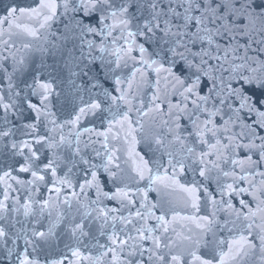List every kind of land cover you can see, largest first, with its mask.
Wrapping results in <instances>:
<instances>
[{"label": "water", "instance_id": "obj_1", "mask_svg": "<svg viewBox=\"0 0 264 264\" xmlns=\"http://www.w3.org/2000/svg\"><path fill=\"white\" fill-rule=\"evenodd\" d=\"M81 2L70 0L65 12L64 0H55L56 14L43 28L42 16L19 11L0 23V132L9 133L0 135V229L6 233L0 264H21L25 257L37 264H162L160 255L167 264L172 255L180 256L178 264H200L190 253L212 264H264L258 236L264 234V212L258 211L264 209V43L256 42L264 39V19L254 25L239 19V28L256 29L251 39L237 32L234 38L213 35L211 42L183 37L178 45L180 38L159 30L138 34L151 19L152 0H124L131 5L126 30L110 17L98 23L102 14H85ZM157 2L183 12L176 7L180 0ZM250 2L255 12L264 11V0ZM13 7L38 8L39 0H0V21ZM199 30L193 24L187 31ZM214 77L249 102L242 106L230 97L221 105L213 95L203 104L199 97L209 96ZM43 84L52 88L44 104ZM105 90L123 99L106 100ZM94 100L104 101L103 111L70 123ZM110 105L129 117L111 130ZM24 142L30 149L21 154ZM32 152L38 158L28 160ZM178 160L183 171L172 166ZM144 161L151 171L141 178ZM25 166L29 171H21ZM193 187L194 193L185 191ZM201 217L213 221L210 231L197 227L207 225Z\"/></svg>", "mask_w": 264, "mask_h": 264}, {"label": "snow or ice", "instance_id": "obj_2", "mask_svg": "<svg viewBox=\"0 0 264 264\" xmlns=\"http://www.w3.org/2000/svg\"><path fill=\"white\" fill-rule=\"evenodd\" d=\"M70 6V0H64V9L65 12L69 10ZM84 11L85 14H89L91 12H100L102 15L98 19V23H102L104 20L108 19L109 17L113 19V21H118L120 25H123L124 29L126 30L130 24V18H128V11L129 7L131 6L130 4L124 2L122 0L121 3L117 4L116 0H82L81 5H80ZM177 8H182L183 12H178L176 8L171 6V3L168 6V10L165 11L163 8H160V5L158 4L157 0H152L148 4V8L151 10L150 11V16L151 19L147 20L143 26H138V34L139 35H146L148 33H151L155 35V30L162 31L165 36H174L178 37L180 39H177L175 41L176 44L180 45L181 39L183 37H188L189 41L192 43H195L197 40L203 41L204 39H208L209 42H211V38L213 35H227V34H232L233 38L235 37V34L237 32L243 33L245 35H248L249 38H252V35L255 33L256 29L253 27L250 31H246L245 29L239 28L238 27V21L241 17L247 18L249 20V23L251 25L255 24V21L257 19H264V11L262 12H255L254 5L250 2V0H180V2L176 6ZM56 8L57 5L55 3V0H39V7L38 8H32V9H17V8H11L10 11L8 12V16L5 18L4 21H0V23H6L8 22L11 18H15L17 12L19 11L22 15L27 13L29 18H38V17H43V23L40 24V27L43 28L45 25L50 21L54 15L56 14ZM44 10H47L48 14H44ZM72 10H76L75 6H73ZM104 13H107V15H103ZM194 13H199V15H195ZM171 14V19H167V17ZM164 16L166 19L164 20V27L161 28V23H160V17ZM173 21H179V23H173ZM195 25L199 27V31L196 33H192L189 36V32L187 31L189 29L190 25ZM209 25L212 27L210 28ZM116 24L114 23L109 27L111 29L112 27H115ZM82 30H86L87 32H95L96 29L92 28L87 25H78ZM172 28H175L176 31L173 32ZM25 31L28 32L29 35H36L35 30H30V29H25ZM201 33H204L205 35H201ZM261 33L264 34V29H261ZM111 32L109 31V35ZM129 36L136 35V33L128 32ZM257 43H264V39L260 41H256ZM91 43V42H89ZM185 46L186 45H181ZM103 50V49H101ZM238 49H233V52H236ZM130 51V49H129ZM141 53L144 52V48H140ZM174 52V49H173ZM181 57L183 58V54H180ZM204 55H209V53H204ZM225 58H227V52L225 53ZM155 63V61H153ZM208 61L204 60L203 57H201V64H207ZM117 67H119V64H117ZM191 67V65H190ZM219 69H217L218 71ZM198 71L203 72L205 75H207V70L201 67H198ZM86 75V73H85ZM199 81V76H197V81L193 83V85L186 90L189 93H193V89L197 86V83ZM251 83V79L248 81ZM116 83L119 84L120 80L117 79ZM97 84H93L92 87L95 88L97 87ZM259 86L264 87V80L259 81ZM40 88L43 89L41 92V95L43 97L41 103L44 104L45 101H47L49 94L52 91L51 85L50 84H43L40 85ZM225 89H228V95H224ZM103 95L105 96L106 100H111V101H116L117 99H123V96L117 98L115 96H111L107 90L104 91ZM213 95L218 99L219 104L224 105L227 100L230 97H238L241 102L242 106L244 104H247L250 100V98L246 95H244L243 92H238L236 89L232 88L230 84H225L223 79H220V82L217 83L216 78H213L212 81V87L211 91L208 97L205 96H200L199 100L203 104H207L209 100L213 99ZM104 101L100 100H94L89 104H86L84 107H81L79 109L78 114L75 117V120L70 121V123L75 124L77 121L81 119L82 116L88 114L89 112H96V111H103L101 105ZM215 103V101H213ZM259 102V101H257ZM195 103V101H193ZM47 107V105H44ZM3 107L5 110L8 109L9 105L4 104ZM29 107L32 109H36V105L29 104ZM199 108L200 106L197 105ZM251 110V109H250ZM38 111V110H37ZM111 119L108 121L109 123V130H111V127L113 126V123L115 122L116 124H121L124 121H128L129 117L127 112H121L119 109V106H116V110L112 111L111 110V105L109 107ZM262 116H264V113H261ZM0 135L7 136L9 135L8 132H0ZM39 142V141H37ZM13 148H17L16 144L12 145ZM23 148H29L30 145L27 144V142H24L21 146V154H23ZM188 152H192V149H188ZM99 155V153H97ZM169 156L171 157V153H169ZM32 158H38L35 152H32L30 157H27L28 160H31ZM264 158V157H262ZM112 158L109 157V163H111ZM86 162V161H85ZM52 162H49L48 167L51 166ZM169 164H172V160L169 159ZM179 166L181 171L184 169V165L182 161H176V164H173V168L176 166ZM107 167V165H105ZM151 171L148 168V162L144 161L143 162V170L140 171V176L143 178V171ZM21 171H29V168L27 166L22 167ZM53 174L55 175V170H53ZM202 176L205 175L204 171L202 170L200 173ZM229 173H225V175H228ZM5 175H9L8 173H5ZM33 177H36L39 180H43V176H38L37 172L33 171L32 172ZM93 180H95V172L92 173ZM156 179H160V177H156ZM67 183V181H62ZM82 190H83V186ZM229 188L232 187V185H228ZM185 191H189L190 193H194L196 189L193 187L191 189H185ZM106 195V194H105ZM5 198H7V194H5ZM47 203V202H45ZM243 203V201L241 202ZM3 204H0V208H3ZM26 212L25 215L28 214L27 209L29 208L28 205H24ZM193 207H196L195 203H193ZM258 211L264 212V209L259 208L258 206ZM137 215L139 216L140 213L138 212ZM214 215V214H213ZM239 215V214H237ZM255 215V213H253ZM158 219H163V217H158ZM202 221H206L207 225H201L198 224L197 227H207V230H211V225L213 221L209 220L208 217H201L200 218ZM264 219V218H262ZM79 227V225H77ZM251 227V225H249ZM138 232H142V229H136ZM151 231V230H149ZM261 232H264V228L261 229ZM6 233L4 232L3 229H0V237L5 236ZM34 235L44 237L46 234L43 232H38L34 233ZM260 242H261V252L264 253V234L258 233ZM241 240L244 241V237H241ZM123 243V242H122ZM196 243H199V241H196ZM245 243H248L249 248H254L255 245L251 244L247 241ZM156 247H160V242L157 239L156 241ZM74 255H79V253L74 252ZM129 255H134V253L130 252ZM190 255L193 256L195 260L200 261V264H212L211 260H201L200 257L196 256L195 253H190ZM214 258V257H213ZM115 259V257H114ZM158 259L162 262V264H167L166 257L164 255H160ZM180 260L179 255H172L171 256V261L173 264H178ZM21 264H37L36 261L34 260H29L27 257L24 258V260L21 261Z\"/></svg>", "mask_w": 264, "mask_h": 264}]
</instances>
